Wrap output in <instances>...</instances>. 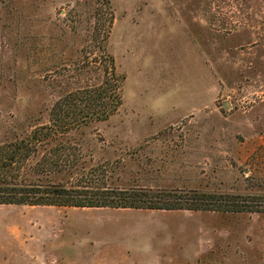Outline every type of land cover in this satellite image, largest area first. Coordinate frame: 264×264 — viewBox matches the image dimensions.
I'll list each match as a JSON object with an SVG mask.
<instances>
[{"label": "rangeland", "instance_id": "1", "mask_svg": "<svg viewBox=\"0 0 264 264\" xmlns=\"http://www.w3.org/2000/svg\"><path fill=\"white\" fill-rule=\"evenodd\" d=\"M106 4L0 0V142L100 83L105 45L122 104L73 132L86 158L120 186L264 196V0ZM0 264H264V214L0 205Z\"/></svg>", "mask_w": 264, "mask_h": 264}, {"label": "trees", "instance_id": "2", "mask_svg": "<svg viewBox=\"0 0 264 264\" xmlns=\"http://www.w3.org/2000/svg\"><path fill=\"white\" fill-rule=\"evenodd\" d=\"M103 46L99 48L104 61L100 83L58 99L47 122L31 131L21 136L13 131L2 134L0 205L264 214V196L120 186L114 181L112 162L86 158L73 132L106 121L122 104L124 77L116 72L114 58Z\"/></svg>", "mask_w": 264, "mask_h": 264}]
</instances>
